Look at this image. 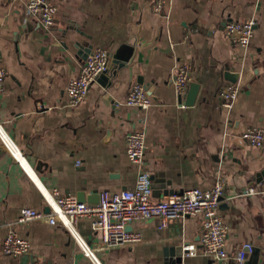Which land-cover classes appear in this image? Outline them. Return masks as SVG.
<instances>
[{"label": "crops", "instance_id": "crops-1", "mask_svg": "<svg viewBox=\"0 0 264 264\" xmlns=\"http://www.w3.org/2000/svg\"><path fill=\"white\" fill-rule=\"evenodd\" d=\"M51 1L58 13L46 30L39 16H26L28 0H0V69L7 71L0 122L8 145L13 141L24 159L0 147V264H90L61 224L16 225L31 245L17 258L3 254L2 241L23 208H51L46 197L53 190L78 200L80 193L87 199L103 190L134 188L138 168L128 159L125 142L132 131L147 135L143 168L156 187L153 200L225 181L220 211L229 228L230 258L219 262L205 255L203 218L196 216L163 231L156 220L137 223L133 230L142 233V241L98 251L100 261L166 264L165 251L187 242L197 253L186 264H236L237 250L251 243L264 264V194L247 193L264 191V178L258 179L264 147L241 139L247 128H264V0ZM229 20H255L248 48L228 39L223 23ZM75 41L111 55L121 51L130 62L113 76L100 77L87 98L70 107L67 87L85 62ZM185 64L192 66V83L201 86L193 107L179 105L172 84L175 69ZM227 64L240 74L231 107L220 97L233 84L224 76ZM139 77L155 86L160 101L148 110L125 105ZM76 229L91 247L103 246L90 220H80Z\"/></svg>", "mask_w": 264, "mask_h": 264}, {"label": "built area", "instance_id": "built-area-1", "mask_svg": "<svg viewBox=\"0 0 264 264\" xmlns=\"http://www.w3.org/2000/svg\"><path fill=\"white\" fill-rule=\"evenodd\" d=\"M155 11H161V3L155 6ZM57 13L58 7L51 0H28L26 5V16H39L46 30H50L55 25ZM255 27V20H230L226 23L225 34L233 44L248 48ZM109 59L110 53L104 48L95 47L92 49L78 76L68 84L67 95L70 107L79 106L87 98L93 84L107 71ZM6 77L7 71L0 69V95L4 93ZM192 82L193 69L191 65L185 64L175 69L172 75V84L177 97L185 98ZM239 89L238 85L231 84L220 92V97L227 107L232 106L239 94ZM153 104L152 97L148 95L141 84L134 85L125 100L126 106L142 110H148ZM2 131L7 133L0 122V147L8 150L16 160L20 161L9 147L8 140ZM10 139L12 138L10 137ZM241 139L253 147L263 148L264 128H247L242 132ZM125 142L127 157L138 168L134 188L119 193L103 190L99 192V200L96 204L63 197L57 190H53L46 197L51 207L49 213L30 207L23 208L16 222L10 224L2 241L3 254L15 258L28 254L31 251L30 242L21 237L15 227L36 220H44L51 226L61 224L69 229L90 264H103L97 256L98 251L126 247L142 241V233L133 230V226L137 223L156 220L158 229L163 231L171 220L200 216L203 218L200 244L205 255L219 262L228 260L230 258L227 252L229 228L221 214L219 201L225 190V181L220 178L210 189L193 188L155 201L153 200L154 188L151 175L143 168L148 151L146 133L132 131L125 136ZM16 148L19 150L18 147ZM247 193L263 195L264 191L250 188ZM84 219L90 220L92 229L100 232L102 247H91L78 234L76 225ZM129 227L132 230H128ZM254 248L255 246L251 243L242 244L233 256V260L236 264H245ZM186 249L189 252L188 256L197 253V248L194 245L187 246Z\"/></svg>", "mask_w": 264, "mask_h": 264}, {"label": "water", "instance_id": "water-1", "mask_svg": "<svg viewBox=\"0 0 264 264\" xmlns=\"http://www.w3.org/2000/svg\"><path fill=\"white\" fill-rule=\"evenodd\" d=\"M230 21V20H229ZM227 22L223 23V26H226ZM25 27H23L24 30ZM133 35L136 33L133 31ZM74 46L78 48L77 56H80L83 53L84 60L87 59L88 55L91 53L93 47L88 46L87 48L80 43V41H75ZM112 58V60H111ZM130 62L129 59H127L125 56L122 55L121 51H119L116 55H111L110 54V59L108 62L107 66V71L104 72V74L101 75V77H105L106 75L108 76H113L114 70H122L125 67H127V63ZM224 76L227 81L236 84L239 80L240 74L235 72V70L232 68L231 64H227L225 66V72ZM138 84H141L144 86L145 90L147 91L148 95L152 97L155 103H160L159 98L154 94L155 92V86L151 87L149 84L145 83V80L143 77L138 78ZM201 86L198 83H192L189 87V90L185 96L183 97H178V103L182 107H193L198 99L199 93H200ZM40 165L38 166L37 170H39ZM261 178H264V170L258 175L259 181ZM153 188L155 189L156 187L153 185ZM171 195L174 194V192H170ZM225 198L223 196L220 197L219 201L222 202ZM99 200V195L96 196H90L89 198L86 199V196L84 193H80L78 196V201L80 202H89L96 204ZM50 208L46 209L45 213H49ZM182 224L183 219H175L171 220L170 224ZM128 230H132L131 227L128 228ZM188 246L187 242H179L177 244L172 245V247H169L165 251V257H166V264H186V258L188 257V250L186 247ZM260 256H261V251L257 248H254V251L252 255L248 258V260L245 262V264H259L260 262Z\"/></svg>", "mask_w": 264, "mask_h": 264}, {"label": "bare ground", "instance_id": "bare-ground-1", "mask_svg": "<svg viewBox=\"0 0 264 264\" xmlns=\"http://www.w3.org/2000/svg\"><path fill=\"white\" fill-rule=\"evenodd\" d=\"M10 139V138H9ZM11 140V139H10ZM12 141V140H11ZM10 142V141H9ZM13 142V141H12ZM12 142H10V144H11V146H9L14 152H15V154L17 155V157L19 158V160L21 161V162H23V158L21 157V153L17 150V146H15Z\"/></svg>", "mask_w": 264, "mask_h": 264}]
</instances>
